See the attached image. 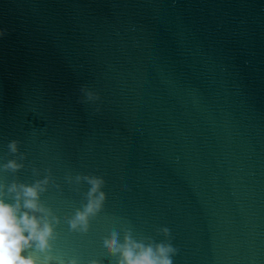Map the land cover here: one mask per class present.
Wrapping results in <instances>:
<instances>
[{
  "label": "water",
  "instance_id": "95a60500",
  "mask_svg": "<svg viewBox=\"0 0 264 264\" xmlns=\"http://www.w3.org/2000/svg\"><path fill=\"white\" fill-rule=\"evenodd\" d=\"M0 29V198L56 233L25 255L117 264L131 229L173 264H264V0H0ZM82 175L107 192L87 233ZM45 179L51 215L24 209Z\"/></svg>",
  "mask_w": 264,
  "mask_h": 264
},
{
  "label": "clouds",
  "instance_id": "9594fccd",
  "mask_svg": "<svg viewBox=\"0 0 264 264\" xmlns=\"http://www.w3.org/2000/svg\"><path fill=\"white\" fill-rule=\"evenodd\" d=\"M4 34L5 31L0 29V36ZM19 144V141L13 140L8 144V147L12 152H17ZM5 167L16 171L23 165L16 161H10ZM76 180H84L90 186L87 192L88 202L84 205L83 210H77L68 223L73 231L87 233L91 229V221L104 210L107 192L103 189L106 181L103 177L95 175L77 176ZM48 182L49 179H45L38 181L34 186H19L23 189L24 203L22 207L24 209L51 215L50 210L39 203L40 192L45 190L43 185ZM17 187L14 184L10 191H17ZM20 199L21 196L18 194L17 204L13 205L0 198V264H41V261L34 255H25L24 253L33 248L43 253L50 252L54 247L53 241L56 239L55 229L50 220L32 215L29 211H24L21 214ZM56 223H59L58 218ZM158 231L166 237L170 236V229L167 227ZM147 239V243L144 240L138 241L133 237L131 229H126L123 242H121L120 233L113 230L104 239L102 247L112 256H119L117 264H173L172 257L178 250L170 242L156 243L151 238ZM54 259L56 258L47 255L44 264H52ZM57 264L60 262L57 261ZM69 264H78V261L74 259ZM91 264H99V261H92Z\"/></svg>",
  "mask_w": 264,
  "mask_h": 264
}]
</instances>
